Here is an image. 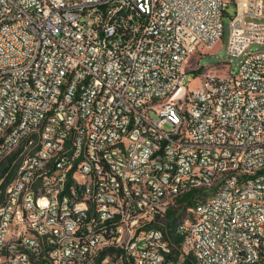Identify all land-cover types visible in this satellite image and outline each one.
<instances>
[{
    "label": "built area",
    "instance_id": "obj_1",
    "mask_svg": "<svg viewBox=\"0 0 264 264\" xmlns=\"http://www.w3.org/2000/svg\"><path fill=\"white\" fill-rule=\"evenodd\" d=\"M263 3L0 0V264H264Z\"/></svg>",
    "mask_w": 264,
    "mask_h": 264
},
{
    "label": "rangeland",
    "instance_id": "obj_2",
    "mask_svg": "<svg viewBox=\"0 0 264 264\" xmlns=\"http://www.w3.org/2000/svg\"><path fill=\"white\" fill-rule=\"evenodd\" d=\"M236 6L233 3H230L227 6L226 13L224 15V33L217 40L215 44L212 45L211 48L207 49L202 55L201 58L199 55L194 54L191 56L188 64V68L190 71L187 72L188 77L192 75H197L199 72H203L207 70V67L198 66V63L200 65H211V64H219L222 62H230L231 67L234 71H236L239 67V64L242 60V56H235L232 55L228 51V43H229V36H230V25L229 20L230 17L235 14ZM262 12L263 15L258 18L259 21L264 22V3L262 6ZM252 51L256 50H264V43H252L249 47ZM200 58V59H199ZM224 68V67H222ZM194 71V72H192ZM221 74H224L223 71H221ZM199 80L198 78H195L193 81L189 83L190 90H194L198 88ZM2 180L0 179V183ZM0 194H1V187H0ZM189 213L188 210H186L185 215ZM184 215V216H185Z\"/></svg>",
    "mask_w": 264,
    "mask_h": 264
},
{
    "label": "trees",
    "instance_id": "obj_3",
    "mask_svg": "<svg viewBox=\"0 0 264 264\" xmlns=\"http://www.w3.org/2000/svg\"><path fill=\"white\" fill-rule=\"evenodd\" d=\"M12 160L13 158L9 156L0 161V179H3L0 183L1 194L14 176L15 169L14 166H11ZM196 191V189H192L186 192L177 200L178 205L175 208L169 207L167 209L168 224L174 225L185 215L187 208L193 207L197 203ZM180 239V236L176 237L177 241ZM187 264H191V260H187Z\"/></svg>",
    "mask_w": 264,
    "mask_h": 264
}]
</instances>
